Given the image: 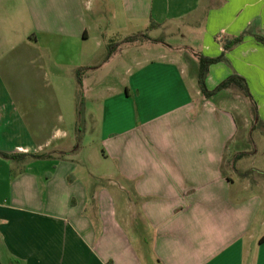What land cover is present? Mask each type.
<instances>
[{
	"label": "crops",
	"instance_id": "obj_1",
	"mask_svg": "<svg viewBox=\"0 0 264 264\" xmlns=\"http://www.w3.org/2000/svg\"><path fill=\"white\" fill-rule=\"evenodd\" d=\"M151 23L164 44L93 66L90 41L107 48ZM241 36L227 51L218 40ZM257 36L264 0H0V153L50 157L0 156V264H264V157L239 137L236 91L206 100L196 61L183 64L187 48L222 57L207 89L243 78L264 127ZM114 65L115 83H97ZM78 90L99 149L83 167L70 132L44 136L65 126L61 109L77 127Z\"/></svg>",
	"mask_w": 264,
	"mask_h": 264
},
{
	"label": "rangeland",
	"instance_id": "obj_2",
	"mask_svg": "<svg viewBox=\"0 0 264 264\" xmlns=\"http://www.w3.org/2000/svg\"><path fill=\"white\" fill-rule=\"evenodd\" d=\"M143 31H144V29L141 28L139 32H143ZM151 36L156 37L153 34ZM148 45H151V44H144L143 46H148ZM87 47H88V50L90 51V53L92 54V57H93V61H92L93 66H101L106 61L107 48L98 47L95 40L90 41L89 44L87 45ZM183 57H184V59H183L184 63L183 64L185 66H187L189 69L195 65V63H194L195 59L192 57L191 52L184 51ZM78 70H80V69H77V71ZM77 71H76V76H77ZM116 73H118V74L121 73L120 66L118 68L116 67V65H114L113 67H109L108 69L104 70V72H102V74H101L102 78H101V75H98L101 79H98V80L96 79L97 80L96 82L97 83L103 82V83H107V84L108 83L114 84L115 81H113V80L115 77L114 75ZM77 85H78V81H77ZM59 96L60 95H58V97ZM83 96H84L83 91L80 92L78 90L75 94V99H76L75 103L74 102L71 103V104L74 103L73 105L76 108V116L79 117V122L77 124V127H76V125H75V127H73L74 124L71 125V122L69 121V117H67L69 114L71 115V113L69 111L66 112L63 109H61L62 115H60V116H62V119H65V126L63 123H58L57 118H56V121L54 119L51 122V127L44 128L45 139L49 138L57 128L61 131L63 130V131L70 132L69 133L70 134V140L64 145V148L66 150H76L75 152H77V153L75 154V157L73 159H74L75 163L78 164L80 167H83V164L86 161L87 162L90 161V162H93L95 164L96 163L95 159H97V156L99 154L97 141L95 139L94 133H92L97 128L96 124L92 123V128H91L90 123H89L90 116L85 117V113H86L85 110L86 109L88 110L91 102L89 103V100H85ZM86 96H87V94H86ZM236 97H237V99H236L237 105L239 104V106L237 107L238 119H239V124H240L239 137L245 138L246 136L250 137L252 135V137H251L252 145L250 144V142H248V144H249V146H251L252 151H254V149H255L252 146H254V147L256 146V149L259 152V156L262 158V157H264V135H261L260 132L264 133V127H263V125L255 124L254 109L252 106H251L252 108H249L247 106L248 105L247 100L245 99L243 94L236 91ZM60 98L62 100L63 97L60 96ZM80 99H81V101H80ZM244 100H245V102H244ZM85 121H86V124H85ZM256 127H257L256 131L255 132L252 131V130H255ZM79 132H80V134H79ZM73 138H76L77 140L75 142H73ZM46 153H48V151L45 153H38V155L39 154L44 155ZM246 162L247 163L249 162L252 165L257 164V160H255V163H253L252 161H245V163ZM251 170H253V168ZM252 172H254V170Z\"/></svg>",
	"mask_w": 264,
	"mask_h": 264
},
{
	"label": "trees",
	"instance_id": "obj_3",
	"mask_svg": "<svg viewBox=\"0 0 264 264\" xmlns=\"http://www.w3.org/2000/svg\"><path fill=\"white\" fill-rule=\"evenodd\" d=\"M159 25H156L155 23H151L149 29L147 31L144 32H140L136 35H132L130 37L124 38L122 41L120 42H113L110 43L107 46V56H106V61H109L110 58L113 56V54H115V52H117L118 50L122 49L123 47L126 46H134V45H143V44H164L161 40H153L148 36V32L158 28ZM242 36L235 38L233 40H229V39H224V38H219V42L223 45L224 51L229 50L230 48L237 46L238 44H240L242 42ZM257 41L262 44L264 46V38L257 36L256 37ZM166 47H168L167 45H165ZM170 50L172 51H181L182 49L180 48H171L168 47ZM184 51H189L191 52L192 57L195 59L196 63H197V67H198V71H197V83H198V88L199 91L201 93V95L203 96V98H205L206 100H209L211 98H213L214 96H216L217 94L226 91V90H235L240 92L241 94H243V96L249 100H251V95L249 92V89L247 87L246 81L237 76V75H233L230 76L229 78H227L225 81H223L216 89H214L213 91H209L207 89L206 86V79L208 76V72H209V68L219 62L222 61V57L219 58H206L204 56H202L199 53H196L195 51H193L192 49H183ZM85 70L84 69H80L77 71V81H78V86L81 89L82 85H83V75H84ZM81 101V99H80ZM81 105V104H80ZM255 122L257 121V124H262L260 123L258 117L255 115ZM0 156H2L5 159H8L10 161H12L15 164H22L23 162L27 161V160H31V159H46V158H50L47 155H18V154H3L0 153ZM244 155H239L238 157H243ZM264 240V239H263Z\"/></svg>",
	"mask_w": 264,
	"mask_h": 264
}]
</instances>
